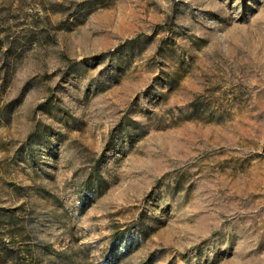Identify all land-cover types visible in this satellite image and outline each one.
<instances>
[{"label": "rangeland", "instance_id": "rangeland-1", "mask_svg": "<svg viewBox=\"0 0 264 264\" xmlns=\"http://www.w3.org/2000/svg\"><path fill=\"white\" fill-rule=\"evenodd\" d=\"M0 264H264V0H0Z\"/></svg>", "mask_w": 264, "mask_h": 264}]
</instances>
